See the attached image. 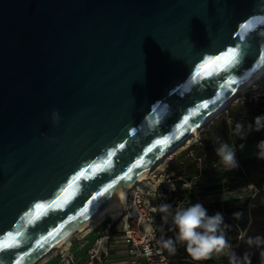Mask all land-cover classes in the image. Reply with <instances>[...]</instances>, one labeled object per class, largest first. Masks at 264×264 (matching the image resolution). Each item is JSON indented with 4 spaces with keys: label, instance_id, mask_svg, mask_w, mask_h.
I'll list each match as a JSON object with an SVG mask.
<instances>
[{
    "label": "water",
    "instance_id": "95a60500",
    "mask_svg": "<svg viewBox=\"0 0 264 264\" xmlns=\"http://www.w3.org/2000/svg\"><path fill=\"white\" fill-rule=\"evenodd\" d=\"M262 65L264 0H0V264H30Z\"/></svg>",
    "mask_w": 264,
    "mask_h": 264
},
{
    "label": "trees",
    "instance_id": "16d2710c",
    "mask_svg": "<svg viewBox=\"0 0 264 264\" xmlns=\"http://www.w3.org/2000/svg\"><path fill=\"white\" fill-rule=\"evenodd\" d=\"M224 109L228 113L231 123L229 126L224 124L223 129L218 131L221 133L222 138L219 141H210L211 143L205 144L204 148L191 146L193 156L190 158L191 162L185 168L179 164L168 165L171 173L176 174V177H173L175 190L169 193V199H171L172 204L175 203L173 198H176L178 201L184 202L183 207L190 206L187 204V199L192 197L193 192L183 188V183L190 182L194 175L207 174L212 159L220 161L215 150L221 143H228L226 141H230L231 136L237 138L236 142L254 144L256 151L251 156L237 159L239 167L222 169L221 179L204 188L206 191L229 194L252 185L257 190L254 197L251 198L247 194L239 196L226 195L212 199L204 207L208 210L209 215L216 212L223 214L225 223L221 227L229 243L237 245L236 254L238 256L243 257L247 254L251 264H264V259L261 257V252H264V245L257 247L247 244L249 237H264V159L258 158L259 149L257 148V143L264 140V130L260 132L249 131V125L254 123V118L258 115H264V94L255 100L251 99L249 102L228 105ZM237 123L243 125L241 134H237L235 131ZM202 165L206 166L202 168ZM161 204L164 203L161 202L160 197L153 202V205L157 208L155 232L158 234L160 229L165 230V233L160 237L164 254L169 259L168 264H197L188 256L182 244H176L177 251L175 255L169 254L167 249L163 247L164 240L168 238L175 239V231L170 218L167 222L161 219L164 215L159 211ZM233 213L239 215L233 216ZM214 260V257H212L206 261L198 262V264H212Z\"/></svg>",
    "mask_w": 264,
    "mask_h": 264
},
{
    "label": "rangeland",
    "instance_id": "374dc122",
    "mask_svg": "<svg viewBox=\"0 0 264 264\" xmlns=\"http://www.w3.org/2000/svg\"><path fill=\"white\" fill-rule=\"evenodd\" d=\"M262 94H264V76H261L257 81H255V83L252 86L245 89L243 93L239 95L236 99H234L229 105H233L240 102H249L251 99L255 100ZM230 123H231L230 117L228 113L225 112V109H223L208 123L201 126L197 134L193 136L190 140L186 141L180 150H178L177 152L173 153L171 156H168L164 160H162L151 171V173L146 177V179L142 180L140 183L134 186V188L139 189L141 192H143L145 197H149L150 203L152 205L154 200L160 197L162 203L171 204L173 206V209H175L176 206H183L184 202L178 201L176 198H173V201H175V203L172 204V202H170L171 199H169V191H172L173 177H176V174L171 173V170L169 169L168 165L179 164L182 165L183 168L188 166V164L191 162L190 158H192L193 156V151L191 150V146L204 148L205 144L211 143L210 141L212 140L214 142L219 141L222 138V136L221 133L218 131L220 129L221 130L223 129L224 124L225 125L227 124V126H229ZM236 141L237 138L233 136H231L230 141H226L234 149L236 154V159L249 157L256 151L254 144H249L245 142L240 143ZM198 166L200 165L198 164ZM204 166L206 165H202V168H204ZM225 168L227 167H225L223 163H221L220 161H216L215 159H212V161L208 166L209 172L207 174L201 173L200 175L195 176L194 178H192L189 186L183 185V188H187L188 190L193 192L192 197L188 198L187 204L191 205L199 202L202 203L203 206H205V204L209 203L212 199L217 197L218 198L224 197L226 195L239 196V195L247 194L250 195L251 198H253L257 190L252 185L248 186L246 189H241L229 194H222L215 191L214 192L206 191L204 189L206 186L212 185L214 182L220 180L221 170ZM129 194L130 192L128 193V196ZM109 221L110 218L108 216L104 221H102L99 224V226H97V228L92 233H90L87 236L85 240L87 246L79 247L78 242L74 243L73 253L75 254L76 257L79 256L80 261H83L88 258L87 247L93 244L96 237L104 233V228L106 226V223ZM112 226L114 227L116 234L121 233V216H119L115 220ZM164 233L165 230L162 229L159 230L158 234L155 232L157 236H162ZM80 234L81 233L72 236L70 240H72L73 237L78 236ZM116 244H120V243H116ZM230 245H231V251H234L236 253L237 245L233 243H231ZM52 253L53 251L50 254ZM213 257L215 260L213 261L212 264H229V258L225 254H220V255L213 254ZM56 261L57 258H51L48 262L44 264H55Z\"/></svg>",
    "mask_w": 264,
    "mask_h": 264
},
{
    "label": "clouds",
    "instance_id": "9594fccd",
    "mask_svg": "<svg viewBox=\"0 0 264 264\" xmlns=\"http://www.w3.org/2000/svg\"><path fill=\"white\" fill-rule=\"evenodd\" d=\"M53 120L54 122L58 120L56 113H53ZM262 130H264V115H258L254 118V123L249 125V131L260 132ZM235 131L237 134H241L243 125L237 123ZM257 148L259 149L258 158L264 159V140L257 143ZM215 151L225 167L229 169L239 167L235 151L228 143H221ZM172 190L175 189L172 188ZM159 211L164 214L161 217L163 221L167 222L169 218L171 219L175 231V239L168 238L163 241V247L167 249L169 254L175 255L176 244L180 243L192 261L197 262V264L211 259L213 254L227 255L229 264H251L247 254L241 257L231 251V245L221 227L225 223L221 212L209 215L208 210L199 202L188 207L176 206L175 209L171 204H161ZM238 215V213H233V216ZM247 244L249 246H262L264 245V237H249ZM261 257L264 259V252H261Z\"/></svg>",
    "mask_w": 264,
    "mask_h": 264
},
{
    "label": "built area",
    "instance_id": "2783aa9c",
    "mask_svg": "<svg viewBox=\"0 0 264 264\" xmlns=\"http://www.w3.org/2000/svg\"><path fill=\"white\" fill-rule=\"evenodd\" d=\"M195 176L197 175L192 178ZM190 182L183 183V185L189 186ZM119 216H121L120 235L127 264H168L169 259L164 254L161 237L155 234L157 208L150 203L149 197H145L143 192L133 187L120 214L115 219L109 217L110 221L107 222V226H112ZM105 219L106 217L97 225ZM99 245L100 243H97V246L89 251L87 259L80 261L70 250L69 240L66 246L55 249L38 264H44L51 258H57L55 264H102L101 252L103 250Z\"/></svg>",
    "mask_w": 264,
    "mask_h": 264
},
{
    "label": "bare ground",
    "instance_id": "6f19581e",
    "mask_svg": "<svg viewBox=\"0 0 264 264\" xmlns=\"http://www.w3.org/2000/svg\"><path fill=\"white\" fill-rule=\"evenodd\" d=\"M261 76H264V65H262L253 75H251L241 85V87L237 89L228 99H226L222 104H220L215 109L214 113L222 111L234 99H236L239 95H241L245 89L252 86L255 83V81H257ZM199 128H201V126ZM199 128L192 131L190 136L186 140H184L182 143L167 150L165 153H163L160 157H158L152 163L148 164V166L141 172V174L134 181H132L130 184L121 188L119 191H117L112 196H110L106 201H104V203L92 215H90L87 219H85L84 221H82L81 223L73 227L63 237H61L51 246L46 248L43 252H41L38 256H36L33 259V261L30 262V264H38L40 261L45 259L55 249H59V248L66 246L69 243V240L72 236L85 232L86 230H88L89 228L97 224L99 221H101L105 217L109 216L115 219L120 214L121 209L124 207L127 197H128V193L133 189V187L136 186L138 183H140L142 180L146 179V177L151 173V171L162 160H164L166 157L171 156L173 153L180 150L186 141L190 140L193 136L197 134Z\"/></svg>",
    "mask_w": 264,
    "mask_h": 264
},
{
    "label": "crops",
    "instance_id": "0c3cea01",
    "mask_svg": "<svg viewBox=\"0 0 264 264\" xmlns=\"http://www.w3.org/2000/svg\"><path fill=\"white\" fill-rule=\"evenodd\" d=\"M99 224H95L85 232L81 233L78 236H75L70 240V250L73 251V246L75 242L79 243V247L87 246L86 238L92 233ZM97 243H100V248L103 250L101 256L103 257L102 264H127L125 259V249L122 245V237L120 234H116L113 226H106L104 228V233L95 238L93 244L87 247V254L89 251L97 246ZM115 243V244H114ZM120 243V244H116ZM79 259V256H77Z\"/></svg>",
    "mask_w": 264,
    "mask_h": 264
},
{
    "label": "snow or ice",
    "instance_id": "6c2138e0",
    "mask_svg": "<svg viewBox=\"0 0 264 264\" xmlns=\"http://www.w3.org/2000/svg\"><path fill=\"white\" fill-rule=\"evenodd\" d=\"M236 56H237V53L232 48H229L224 55L216 56L215 59L206 60L203 64H201L200 69L197 70V75L200 74L201 70H206L211 65H218L221 61L224 62V69L229 68L236 63V60H235ZM224 69H220V70L223 71ZM206 75L211 76L212 73L206 72ZM231 83L235 84V83H237V81L235 79H233L231 81ZM201 107L204 109H207L209 107V105L207 103H204L201 105ZM184 122L187 123L188 122L187 119H185ZM193 130H195V129H193ZM160 143H163V142L161 141ZM129 171H131V169H129ZM80 175H83V173H80ZM76 179H79V177H76ZM69 187H71V185H69ZM110 187H111V185H110ZM105 191H107V189H105ZM100 195H103V193H101ZM95 199H96V196H93L92 200H95ZM89 203H91V201H89ZM36 207L39 208V207H41V205L37 204ZM85 211H87V209H85Z\"/></svg>",
    "mask_w": 264,
    "mask_h": 264
}]
</instances>
